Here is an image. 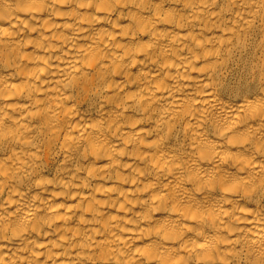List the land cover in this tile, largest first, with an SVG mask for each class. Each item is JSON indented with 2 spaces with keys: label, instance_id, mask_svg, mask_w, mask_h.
<instances>
[{
  "label": "bare ground",
  "instance_id": "6f19581e",
  "mask_svg": "<svg viewBox=\"0 0 264 264\" xmlns=\"http://www.w3.org/2000/svg\"><path fill=\"white\" fill-rule=\"evenodd\" d=\"M0 264H264V0H0Z\"/></svg>",
  "mask_w": 264,
  "mask_h": 264
}]
</instances>
